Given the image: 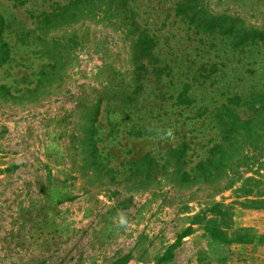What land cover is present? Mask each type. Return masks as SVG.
Returning a JSON list of instances; mask_svg holds the SVG:
<instances>
[{"label": "rangeland", "instance_id": "rangeland-1", "mask_svg": "<svg viewBox=\"0 0 264 264\" xmlns=\"http://www.w3.org/2000/svg\"><path fill=\"white\" fill-rule=\"evenodd\" d=\"M0 264H264V0H0Z\"/></svg>", "mask_w": 264, "mask_h": 264}, {"label": "trees", "instance_id": "trees-1", "mask_svg": "<svg viewBox=\"0 0 264 264\" xmlns=\"http://www.w3.org/2000/svg\"><path fill=\"white\" fill-rule=\"evenodd\" d=\"M188 234H190V229H186L178 238H183L185 236H187ZM211 236L215 239H222V233L217 230L216 228H214L211 232ZM166 255L168 256L169 255V252L167 251Z\"/></svg>", "mask_w": 264, "mask_h": 264}]
</instances>
